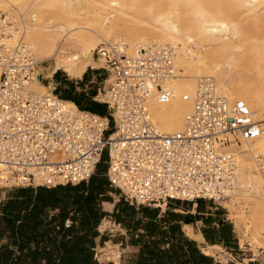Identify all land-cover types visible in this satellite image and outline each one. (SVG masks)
Here are the masks:
<instances>
[{
	"label": "built area",
	"instance_id": "built-area-1",
	"mask_svg": "<svg viewBox=\"0 0 264 264\" xmlns=\"http://www.w3.org/2000/svg\"><path fill=\"white\" fill-rule=\"evenodd\" d=\"M18 22L19 15L0 10L1 37ZM95 52L111 69L103 67L92 96L106 105L105 115L67 106L55 85L48 94L35 92L31 81L48 78L36 69L31 46L0 41V187L87 182L105 154L104 175L129 204L162 208L170 200L203 199L220 205L236 185L232 149L261 132L253 110L240 98L215 94L213 78L200 76L183 128L161 133L147 100L169 97L165 83L175 76L180 45L137 44L126 53L117 39Z\"/></svg>",
	"mask_w": 264,
	"mask_h": 264
},
{
	"label": "bare ground",
	"instance_id": "bare-ground-1",
	"mask_svg": "<svg viewBox=\"0 0 264 264\" xmlns=\"http://www.w3.org/2000/svg\"><path fill=\"white\" fill-rule=\"evenodd\" d=\"M0 10L19 15L16 28L0 35V41L11 46L18 41L28 43L38 64L53 59L51 68L43 74L48 78L58 68L78 77L87 66L111 70L103 56L97 61L93 57L104 42L122 40L126 53L137 44L178 43L175 76L165 83L170 88L169 97L147 100L151 119L161 133L183 128L200 76L213 78L215 94L244 100L259 121L261 132L254 138L241 139L232 149L237 164L236 185L220 203L241 236L249 241L257 238L263 245L264 33L260 30L264 29V0H0ZM111 80L109 74L104 83ZM30 87L48 94L52 83L35 78ZM183 94L188 97L183 99ZM65 103L76 107L69 100ZM104 221H100L99 229ZM182 229L190 237L201 239L191 232L190 225ZM109 244L97 250L120 264L119 250L112 247L116 243ZM205 245L201 250L213 256L215 246Z\"/></svg>",
	"mask_w": 264,
	"mask_h": 264
},
{
	"label": "trees",
	"instance_id": "trees-1",
	"mask_svg": "<svg viewBox=\"0 0 264 264\" xmlns=\"http://www.w3.org/2000/svg\"><path fill=\"white\" fill-rule=\"evenodd\" d=\"M53 77H60V70ZM54 92L81 110L106 114V105L92 99L95 88L85 93L57 84ZM104 170L105 164L104 169L97 166L87 182L76 184L9 187L0 200V264H99L94 256L96 247L109 239L108 232L97 229L105 216L124 228L128 243L137 246L130 254V264H222L183 233L175 218L180 213L170 207L176 200H170L161 215L158 207L129 204L122 197L111 213L103 210L101 201H112L109 192L118 193L109 185ZM198 207L197 203V211ZM181 219L189 222L186 217ZM223 231L224 236L226 231L232 236L229 224L224 223ZM119 237L112 238L113 243Z\"/></svg>",
	"mask_w": 264,
	"mask_h": 264
},
{
	"label": "crops",
	"instance_id": "crops-1",
	"mask_svg": "<svg viewBox=\"0 0 264 264\" xmlns=\"http://www.w3.org/2000/svg\"><path fill=\"white\" fill-rule=\"evenodd\" d=\"M93 71L94 70H92V72ZM84 72L82 73V75L80 77H78L74 80L73 79L65 80V78L58 77V78H56L57 83H59V85H61L62 87H64L65 85H70L72 88H74V90H82L83 92L87 93L89 91V88L90 87L92 88V86L89 87L90 77L88 78V80H86L84 78ZM52 77H53V75H52ZM6 193L4 195L0 196V200L5 198ZM109 194L111 195L112 192H109ZM113 194H116V193H113ZM115 202H116V200H114V201H101V207L103 210L107 211L108 213H111L113 208H114ZM175 202H176V204L170 205V207L172 208L173 211L180 213V215H176L175 218L178 219V222L181 225V229L183 228V225L188 224L191 226V232L192 233H194V234L198 233L200 235L201 239H197V238L194 239V238L190 237L189 235H187L184 232V229H182V231L185 235H187L188 237H190L196 241L200 250H201L200 246L202 244H211L213 246H222L223 248L227 249L228 251H230L234 254H237L239 251H241L239 248V244H238V238L236 237L234 229L232 228V226L230 224V220H228L229 218L227 216H225L226 215L225 212L216 211L218 209V205H215L212 201L203 200V199H197L195 201L176 200ZM106 203H110L112 205L110 212L106 209V207H108V205ZM197 203L199 206L198 211H197ZM150 207H153V206H150ZM166 208H167V206H166ZM165 209H163V210L159 209L158 215H161ZM106 217L107 216H105L103 218H106ZM183 217H186L189 220V222H184L181 219ZM224 223L230 225L231 232H232L231 237H229L228 231H226V235L224 236V231H223ZM117 225L120 227L121 231L117 232L116 235L117 236L121 235V237L117 238V242H115V243H120L122 246H125L126 248H129L132 250L128 254V258L126 260V264H130V262H129L130 254L137 250V246L128 243V235L126 233V230L124 228H122L119 224H117ZM97 229L99 230L98 227H97ZM107 236L109 237V234H107ZM98 239H99V237L96 238V241ZM224 239H225V243L227 245H224ZM108 240L112 241V238H109ZM258 251H259V249H258ZM257 252H255V253H257ZM249 259H251V260L248 262V264H264V251L263 250L260 251V253L257 256H255L254 258H249ZM214 260L219 261L222 264H226V263L221 262L220 260H216L215 258H214Z\"/></svg>",
	"mask_w": 264,
	"mask_h": 264
},
{
	"label": "rangeland",
	"instance_id": "rangeland-1",
	"mask_svg": "<svg viewBox=\"0 0 264 264\" xmlns=\"http://www.w3.org/2000/svg\"><path fill=\"white\" fill-rule=\"evenodd\" d=\"M260 32L263 34L264 33V29L260 30ZM97 53L95 52L93 54V57L94 59L97 61ZM52 61L53 59H49V60H46V61H43L39 64H37L36 66V69L38 70V66L41 65V69H39L38 71L40 72L41 70V74L43 75L44 72H46L47 70H49L52 66ZM89 66H87L88 68ZM93 67V66H91ZM97 66H94L93 68H96ZM100 69L97 71H93L91 69H89V72L87 73L86 75V80H88V78L90 76H92L93 73H95L94 75H96V83H91L89 84V87L92 86V88H95L96 85H98L97 82L100 81V79L104 76V72H105V69L103 67H99ZM58 70H60V77L62 78H67L68 79H76L78 78V76H71V75H68L65 71H63L61 68H58ZM48 78V77H47ZM49 80H51V83H52V86L53 85H57L59 83H57V80L54 78V77H49L48 79H45V80H42V83L46 84L49 82ZM107 133V132H106ZM105 156V155H104ZM104 162L103 163H100L98 166H99V169H104ZM8 188L6 187H0V196L4 195L7 191ZM114 192H112V194L110 196H112V201L114 200H117L119 197L117 194H113ZM221 204V203H220ZM111 208H112V205L110 204L108 207H106V209L110 212L111 211ZM166 208V205L162 208H159V209H165ZM218 208H220V210H222V212H225V216H227L230 220V224L232 226V228L234 229V232L236 234V237L238 238V244H239V248L241 251H239L237 254H234L230 251H228L227 249L223 248L222 246H215L213 248V250L215 251L214 252V255L213 257L216 259V260H220L221 262L223 263H226V264H233L235 263L236 261L242 263V264H248V262L251 260L249 258H254L255 256H257L260 251H264V242H263V245H260L257 243V238H253L252 241H249L246 237L244 236H241V234L236 230L235 226H234V222H233V219H232V216L228 213V210L226 207H224L222 204L221 205H218ZM105 221H104V225L102 227H100V229L98 230L99 232H108L109 234V238H114L117 234V232H120V227L114 223L111 218L108 216L106 218H104ZM241 238H244L243 241H241ZM109 243H113L112 241L110 240H107ZM109 243H105L101 246H109L110 244ZM203 247H206L205 244H202ZM114 249L116 250H119V261H120V264H126V260L128 258V254L132 251L131 249L129 248H126L125 246H122L120 243H116V246H112ZM260 247V248H259ZM98 246L96 247V250H95V254L94 256L96 257V259L98 260V263L99 264H104V262L106 261H111L113 262V264H115V260L114 259H107V255L105 254H102L101 252H99L97 250ZM259 249V251H258ZM258 251V252H257ZM257 252V253H255Z\"/></svg>",
	"mask_w": 264,
	"mask_h": 264
}]
</instances>
